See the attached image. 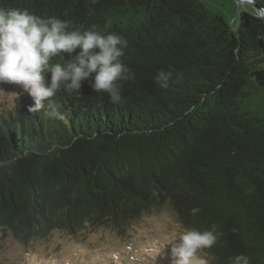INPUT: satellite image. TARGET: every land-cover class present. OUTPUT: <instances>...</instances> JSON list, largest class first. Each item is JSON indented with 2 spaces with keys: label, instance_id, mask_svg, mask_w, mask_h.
<instances>
[{
  "label": "trees",
  "instance_id": "16d2710c",
  "mask_svg": "<svg viewBox=\"0 0 264 264\" xmlns=\"http://www.w3.org/2000/svg\"><path fill=\"white\" fill-rule=\"evenodd\" d=\"M0 6L124 36L122 59L135 74L120 82L115 104L87 82L79 91L62 87L54 100L63 119L29 111L27 94L0 111V228L23 243L99 225L123 233L130 221L166 205L190 228L216 226L208 264H229L240 253L264 264L259 17L243 11L234 29L204 0H0ZM160 69L174 72L167 89L155 83Z\"/></svg>",
  "mask_w": 264,
  "mask_h": 264
},
{
  "label": "clouds",
  "instance_id": "9594fccd",
  "mask_svg": "<svg viewBox=\"0 0 264 264\" xmlns=\"http://www.w3.org/2000/svg\"><path fill=\"white\" fill-rule=\"evenodd\" d=\"M99 0H90L91 4ZM89 13L95 14L90 8ZM127 39L116 32H105L96 24L83 30L58 17H42L27 8L0 6V83L20 86L31 97L28 110L58 119L63 115L54 100L62 87L79 91L87 82L93 92L106 93L110 102L122 99L121 83L135 79L123 61ZM66 58L63 62H53ZM172 70L160 69L154 80L167 89ZM193 215L197 209H193ZM216 226L201 231L184 228L162 246L170 251L172 264H208L200 255L219 239ZM229 264H250L243 253L231 257Z\"/></svg>",
  "mask_w": 264,
  "mask_h": 264
},
{
  "label": "rangeland",
  "instance_id": "374dc122",
  "mask_svg": "<svg viewBox=\"0 0 264 264\" xmlns=\"http://www.w3.org/2000/svg\"><path fill=\"white\" fill-rule=\"evenodd\" d=\"M204 1L234 29L239 13L247 9L236 0ZM23 94L18 85L0 83V111L12 107ZM184 228L190 227L166 205L130 221L123 233L99 225L78 234L54 230L23 243L11 229L0 228V264H114L120 259L129 260L128 264H172L170 251L162 246ZM200 255L205 258L207 252Z\"/></svg>",
  "mask_w": 264,
  "mask_h": 264
},
{
  "label": "water",
  "instance_id": "95a60500",
  "mask_svg": "<svg viewBox=\"0 0 264 264\" xmlns=\"http://www.w3.org/2000/svg\"><path fill=\"white\" fill-rule=\"evenodd\" d=\"M236 1L246 6L247 9L244 11L252 12L257 17H259L264 23V6L261 5L258 1L256 0H236ZM242 12L239 13V16Z\"/></svg>",
  "mask_w": 264,
  "mask_h": 264
}]
</instances>
